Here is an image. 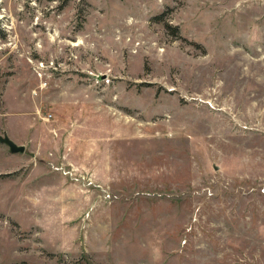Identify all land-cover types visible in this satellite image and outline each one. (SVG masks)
<instances>
[{
	"label": "rangeland",
	"instance_id": "obj_1",
	"mask_svg": "<svg viewBox=\"0 0 264 264\" xmlns=\"http://www.w3.org/2000/svg\"><path fill=\"white\" fill-rule=\"evenodd\" d=\"M0 264H264V0H0Z\"/></svg>",
	"mask_w": 264,
	"mask_h": 264
},
{
	"label": "water",
	"instance_id": "obj_2",
	"mask_svg": "<svg viewBox=\"0 0 264 264\" xmlns=\"http://www.w3.org/2000/svg\"><path fill=\"white\" fill-rule=\"evenodd\" d=\"M0 142L6 144L13 153H23L26 150V145L17 143L7 133L0 134Z\"/></svg>",
	"mask_w": 264,
	"mask_h": 264
},
{
	"label": "crops",
	"instance_id": "obj_3",
	"mask_svg": "<svg viewBox=\"0 0 264 264\" xmlns=\"http://www.w3.org/2000/svg\"><path fill=\"white\" fill-rule=\"evenodd\" d=\"M17 142V141H16Z\"/></svg>",
	"mask_w": 264,
	"mask_h": 264
}]
</instances>
